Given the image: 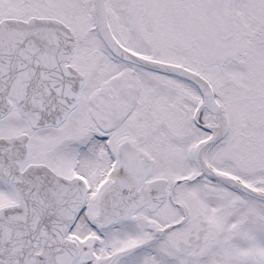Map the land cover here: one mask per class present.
<instances>
[{"label": "snow or ice", "instance_id": "6c2138e0", "mask_svg": "<svg viewBox=\"0 0 264 264\" xmlns=\"http://www.w3.org/2000/svg\"><path fill=\"white\" fill-rule=\"evenodd\" d=\"M0 264H264V0H0Z\"/></svg>", "mask_w": 264, "mask_h": 264}]
</instances>
